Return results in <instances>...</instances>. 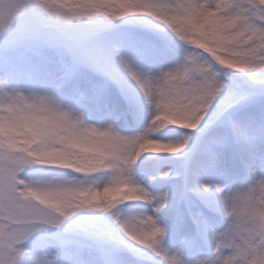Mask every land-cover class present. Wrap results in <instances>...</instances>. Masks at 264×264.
<instances>
[{"label":"snow or ice","instance_id":"6c2138e0","mask_svg":"<svg viewBox=\"0 0 264 264\" xmlns=\"http://www.w3.org/2000/svg\"><path fill=\"white\" fill-rule=\"evenodd\" d=\"M262 177L264 0H0V264H264Z\"/></svg>","mask_w":264,"mask_h":264},{"label":"clouds","instance_id":"9594fccd","mask_svg":"<svg viewBox=\"0 0 264 264\" xmlns=\"http://www.w3.org/2000/svg\"><path fill=\"white\" fill-rule=\"evenodd\" d=\"M261 179H264V177H262ZM235 197L237 198L236 199V204H237V207L236 208H233V207H230L227 211H228V214L229 215H232L234 212L238 211L239 210V207L242 206L243 204V199L248 195L244 190H239L237 193L234 194Z\"/></svg>","mask_w":264,"mask_h":264},{"label":"bare ground","instance_id":"6f19581e","mask_svg":"<svg viewBox=\"0 0 264 264\" xmlns=\"http://www.w3.org/2000/svg\"><path fill=\"white\" fill-rule=\"evenodd\" d=\"M243 185H244V184H243ZM243 185H241V187H244ZM229 223H230V219H229V220L223 225V227H222V231H223L225 228L228 227Z\"/></svg>","mask_w":264,"mask_h":264},{"label":"rangeland","instance_id":"374dc122","mask_svg":"<svg viewBox=\"0 0 264 264\" xmlns=\"http://www.w3.org/2000/svg\"><path fill=\"white\" fill-rule=\"evenodd\" d=\"M68 2H69V3H73V2H75V0H68Z\"/></svg>","mask_w":264,"mask_h":264}]
</instances>
